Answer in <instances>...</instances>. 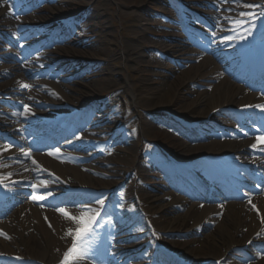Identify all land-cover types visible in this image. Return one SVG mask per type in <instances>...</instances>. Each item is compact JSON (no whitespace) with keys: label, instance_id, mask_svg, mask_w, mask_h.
Masks as SVG:
<instances>
[{"label":"bare ground","instance_id":"6f19581e","mask_svg":"<svg viewBox=\"0 0 264 264\" xmlns=\"http://www.w3.org/2000/svg\"><path fill=\"white\" fill-rule=\"evenodd\" d=\"M68 1L62 0L60 3L64 6ZM99 1L102 2V0ZM73 3L74 5H78L76 2ZM169 4L172 5L171 2ZM215 7L218 12L212 13L211 15L218 20L213 25L214 33L206 39V44L201 46L204 52L193 49L188 41L180 39L177 35H168V38L171 39L170 42L153 40L143 28L146 19H141V15L133 13L130 14L132 15L131 22L134 26H137L138 33H133L125 37L134 43L133 46L130 43L125 44L122 40L115 39L112 35L107 34L105 26L100 23L99 25H94L99 27L98 32L90 31L88 33L93 38L102 36L100 40L103 44L102 48H96L91 51L90 49L92 48L88 41H77L75 40L76 37H73L72 31H66L65 36L67 39H70L67 44L72 45L73 48L64 46L62 50L59 49L63 58H73L74 60L89 62L90 65L83 77V80L87 82L85 85L86 92L70 88V91L78 94V97H73L67 92H64L63 97L66 103L69 100L78 102L79 98L80 100L86 99V101H91L96 98L95 93L100 88L119 94L127 93L126 96L129 102L135 107L137 106L142 116L137 118V122L140 123L139 131L133 130L130 133L121 135L119 142L122 145L129 146L135 144L136 146L137 141L142 138L149 141L148 139L153 135L151 132L158 131L172 135L174 138L170 143H165L164 148L168 147L166 149H168L167 152L170 153V156L182 160V162L185 161V166L167 162L163 154V149L154 147L151 144L140 143L134 150L130 149L127 151V149L120 148L124 153V157H122L121 161L112 160L111 162H107L109 169H106L104 173H121L122 178L134 174L138 179L140 178L142 181H146L148 180L147 176L149 173L157 168V166L160 167L161 172H166V174H162L157 178L154 177L157 182L152 184L158 187V192H164L161 197L152 196L140 189H136L134 193L140 199L141 204L144 206V211L150 217L159 216L158 219L150 220L149 222L150 236L156 234L155 230L161 233L167 231L168 237L171 238L172 244L175 245L178 242L175 237L180 236V234H189L187 236L191 238L186 242L183 241L184 243L179 245V251L181 253L183 252V255L186 257L184 258L185 260L192 258V254H198L193 258L195 259V264H215L218 261H222L221 258L225 256L230 260V257L233 256V251L243 250L241 246L257 232L260 224L264 220L261 208L248 209L243 204L228 205L224 213L219 214L218 210L213 208V206L206 205V207L198 210L196 208L197 205H194L197 203L194 202L182 211V213H179L177 210L181 207L185 208L184 204L187 201L172 192L178 190L173 176L179 172L188 174V169L191 167L192 170L200 172L207 179L208 176L221 178L223 177L221 167H223L224 171H227L226 164L234 160L237 155L242 158H247L253 152H262L260 146L264 147V143H258V139L253 138L245 140L247 144H243L242 146L236 145L237 140H232L231 143L229 142L230 144L222 143L220 138L223 137L216 132L215 122L213 124V121L207 122L205 119L202 120L203 109L200 106L204 105L207 108L209 105L215 104L216 106L214 108L225 107L227 109L226 112L231 109L230 113L234 115L236 108L240 106L247 108L246 112H241L237 115L240 121L247 115H252V117H255L254 121H259L264 124V110L259 111L258 107H255L259 104L264 105V101L259 103L260 101L254 100V95L247 93L242 86L236 85L229 79L216 73V68L213 66L211 59L212 55H222L223 53L219 51V48L228 44L229 49L227 55L231 58L235 67L243 70L242 77H239L238 81L240 83H244L245 80L250 82L254 80L256 82V74L264 70V63L254 62L251 56L245 51V47L248 44H252L253 40L258 36H260V39H263L264 32L259 33L261 30L255 31L250 19L247 22L240 21V23H236L238 20L235 19L230 24L227 21L228 15L223 9L226 7L218 4ZM96 13L99 16V8L96 10ZM2 26L0 22V32L4 31ZM226 37H232V39L226 40ZM232 46L234 47V51L230 50ZM260 52L261 50L258 49L259 54ZM157 53L174 57L179 62H173L170 65L165 64ZM114 58L120 61L108 64L110 60L113 62ZM60 61L57 66L61 67L63 72L68 73V63H64L63 60ZM129 64L134 66L135 73L132 75V78H134L135 82L130 86L128 81L122 78L117 80L119 82L116 83L115 78L118 74L114 68L120 66L123 70L129 71ZM161 70L167 74L160 75L159 72ZM148 72L153 73V79L146 80ZM178 72L179 74H177ZM3 75H5L3 67H0V78ZM11 87L13 86L9 82L0 84V89H9ZM65 88V90H68L67 87ZM3 92L8 93L6 90ZM71 105H74V103H71ZM181 105L183 107H180ZM94 106L95 103H93L91 108H93L98 116L99 124L105 122H109V125L120 124V121L113 120L114 116L120 115L124 119L123 123L130 125V119L128 118L130 111H128L129 108L127 106L123 109L114 106L106 116H103L104 108H94ZM147 111H161L166 113V115L160 118L149 115V119H147ZM208 113L209 111L203 117ZM36 114L39 113L37 112ZM172 115L181 119L197 120L198 125L196 126L200 127L202 141L204 142L192 141L191 139L194 137L193 132L188 130L186 132L180 130V136L169 131V128L176 130L175 128L177 127L175 122L173 123L170 120L171 117L169 116ZM227 115L230 114L228 113ZM76 116H78V113L74 115V117ZM155 116L159 115L155 114ZM134 122L135 120L131 122V126ZM99 124L97 126H100ZM257 129L254 124L253 132H256ZM9 133L12 135L11 132ZM210 135H214L219 139H210ZM82 140L83 142L81 144L85 146L88 143V138L85 137ZM260 140H264V138ZM252 143L256 144V148L252 147ZM224 146H226V149H224ZM70 147L76 146L70 145ZM121 150L119 151L121 152ZM220 158H224L226 161H222ZM57 159L58 155L56 154L51 162L45 163L46 166L52 170L54 176L58 179H61V177L67 178L72 183V186L58 198L44 196L43 200L33 199V195L35 194H32L31 200H37L39 205L32 206L28 213L19 210L9 215L10 226H8V231L5 234L11 237L12 241L10 243L12 247L0 241V255H17L25 259L38 261L42 264H60L64 259L65 252L69 249L68 245L73 243V236L69 235V230L71 229L74 232L79 226L70 216L81 217L82 215H91V213L81 209L86 207L90 200H95L94 198L97 197L95 194L90 193L89 188L92 189L95 186L101 189H107L114 183V181L109 179L100 180L98 178L95 179V177L92 178V176L98 174V169L92 167L90 163H86V165L79 168H76L74 165V168H72L64 163H57ZM95 161L92 160V162ZM119 163L122 164L121 167L124 169L119 168ZM158 163L162 166H159ZM37 174L39 173L37 172ZM7 175H11V173H7ZM12 177L13 175L3 179L4 187L14 185L15 181L10 180ZM208 180L213 181L214 179L209 177ZM43 182L45 181L42 178L38 186L35 187V189H40L41 194L50 190V187L48 185L45 187V183ZM56 188L61 187L58 185ZM116 195L118 196V193ZM59 201H62L65 207L63 212L60 213L52 209V207L61 204ZM97 206V204H93L91 208L95 209ZM174 206H176V209L173 208ZM58 209L62 208L58 207ZM64 213H68L69 215L66 216ZM33 221L35 224H33ZM209 224H216V231H214L218 235L216 237L214 236L213 239H210V237L205 238L206 241L204 240V243H200V248L191 249L190 245L197 243L196 236L198 234L196 231L200 229L204 230ZM103 237L106 239L110 237L109 224L106 220L100 218L95 234L91 239L89 254L87 257L80 259L78 263L89 264L101 260L102 256L96 253L94 245L100 242ZM245 250L248 249L246 248ZM119 251L118 249L112 250L111 257L107 261L113 259ZM168 259H171V256H168ZM97 264L103 263L98 262ZM229 264L239 263L229 262ZM259 264H264V260Z\"/></svg>","mask_w":264,"mask_h":264},{"label":"rangeland","instance_id":"374dc122","mask_svg":"<svg viewBox=\"0 0 264 264\" xmlns=\"http://www.w3.org/2000/svg\"><path fill=\"white\" fill-rule=\"evenodd\" d=\"M73 1H75V0H72V2ZM170 1L172 3H175V2H173V0H170ZM179 1L181 2L182 6L185 7V9H183L182 13L187 18L190 17L194 21L189 26L194 28L195 26L198 25L202 29L209 31L211 29L208 28V26L206 25L205 16L203 15V13L205 11H208V10H211V12L214 11V6H213L214 4H217V3L220 5L224 4L227 7H230L231 13H233L240 20H245V18H247L248 14L250 13V10L253 8V7H245V5H252V4H250L252 1L256 2V4H260L264 0H233V1L227 2V3H225L224 0H218V2L210 1L209 3L203 2L201 4V8L197 5L198 0H179ZM203 1H205V0H203ZM89 2L91 3L93 10L91 9V12L87 13L85 19L81 20L79 24H84L83 25L84 28L90 27V29H88L89 31L98 32L99 27H96L94 25L95 24L99 25L100 23H102L106 28L107 34L112 35L115 39L122 40V42H124L125 44L130 43L133 46L134 43H132L131 41L128 40V38H125V37H128L130 34H133V33H138V30L136 29L137 26H134L131 22L132 21V17H131L132 15H130L131 13L141 15V19H144V20L146 19L145 23L143 25V28H144L145 32L147 33V35L150 38H152L153 40L161 41L162 39L164 40L165 38H168V35H177L178 37H187L190 35L194 39L197 38V37H195L192 30H190V28L185 29V32H181V30H180L181 28L178 24H174L173 26L170 25V23H169L170 20H168V17H170V15L172 13H174V11L175 12H178V11L175 10L174 6H170V4L165 3V0H102V2H100L99 0H79V2H77V4H78L77 7L58 8L59 14H60L59 16H61V14L74 15L78 10H80V8H82L83 6L85 7L86 4ZM48 7L46 5H40L39 6V8L42 10H45V9L48 10ZM98 8H99V16L96 13V10H98ZM255 13H256V18L254 19L255 20L254 26H257L256 21H258V18L260 17L259 10H257ZM187 25H188V23H187ZM88 38H92V36H89L88 33L87 34L84 33L82 36H77V39H75V40H77V41L78 40L79 41L87 40L91 45V48H92V49H90L91 51L93 49L103 47V44L100 41L102 36H98L97 38L90 39V40H88ZM168 39H166V40H168ZM69 47H72V45H69ZM74 48L79 49L77 47H74ZM134 48H135V46H134ZM195 49L199 50V48H195ZM149 53H154V52H149ZM54 55H55V57H59V58L61 57L60 53L59 54L55 53ZM116 58L113 59V62L110 60L108 64H112L115 61H120L119 59H116ZM161 58L164 60V63L168 64V65H170L172 61L179 62L178 59H175L174 57H171L168 55H165L164 57L162 56ZM212 61H213V66L216 68V70H215L216 73H218L219 75H222V77H225L227 79L229 78L232 83L236 84V82L238 81L240 73L239 72L237 73V71L233 69L232 65L228 61L218 60V58H216V57H212ZM69 62H71V61H69ZM129 65H130V66H128L129 71L123 70L122 68H120V66H117L118 68H114L118 74V76L115 79L117 81V80L123 78V79L128 81L130 86H132V84L135 82L134 78H132L133 77L132 75H134L135 71H134V66L132 64H129ZM109 66H112V65H109ZM87 67H89V64L86 62L80 63L78 61H74V62H71L69 64V66H68V72H69L68 78H72L70 83L68 84L69 87L77 89V90L82 91V92H86L85 85L87 82L85 80H83V77H84V74L86 72ZM152 74H153L152 72H148V75L146 76V80L153 79ZM159 74L160 75H166L167 73L165 71L161 70V72H159ZM177 74H179V72ZM157 79L160 80V78H158V77H157ZM118 82L119 81H117L116 83H118ZM240 85H241V83H240ZM244 87H246L247 91L249 90L247 85H244ZM106 92H109V90H104V89L100 88V90L97 93H95V96L101 97L103 94H106ZM250 92L256 93V90L254 88H252V89L250 88ZM126 94H123V95L120 94L119 96H117L115 98V100H117V101H119V99L122 100V97H123V100H122L123 104L126 103L129 105V107L131 108V111L133 112V115L135 114V115H138L141 117V112H139L137 107H135L133 104H131L128 101ZM74 96L78 97V94L75 93ZM260 97L263 98L262 94L260 95ZM215 106L216 105L214 104V105H209L207 108H205L204 105H201L200 107H202V109H203L202 118L207 111L211 110ZM180 107H183V106L181 105ZM202 109H200V110L202 111ZM6 110H11V109L7 107ZM200 110H199V112H201ZM146 113H148L149 115L151 114L152 116L153 115L155 116V114L156 115H162L161 111L160 112L147 111ZM86 118L90 119L91 116L90 117L88 116ZM175 119H177V118H175ZM216 119H218L216 122V124L218 126H219L220 121L223 119L230 120L232 122L234 121L233 116H231V118H230L229 116L224 115V114H222L219 118H216ZM186 122H189V121H186ZM221 124H223V122ZM183 126H187V125H183ZM109 127L110 126L105 128V130H104L105 134L104 135H109V132H110ZM232 127H234L235 129L241 130V131H245L244 127L241 125H238L237 123H234V125H232ZM228 128L229 127L224 126L222 130L224 132L226 130L229 131L230 128L229 129ZM196 129H198V128H196ZM229 132L232 133V135H233L230 137H234V136L239 137L238 134H236V132H234L232 130H230ZM151 133H153V135H152V137L149 138V142L154 143L152 141H156V143H155V145L157 144L156 146H158L159 148H163V149L168 151V149H166L168 147L164 148V146H165L164 144L165 143L168 144L172 140H174L172 135H167V134L160 132V131L151 132ZM113 135L114 134H111V137H113ZM228 137L229 136H224L225 143H229L230 138H228ZM140 141L141 142L142 141L147 142L144 139H141ZM137 145L138 144H136V146ZM136 146H135V144H133L131 146V149L132 150L136 149ZM224 147H225L224 149H226V146H224ZM122 157H124L123 154H117L116 156H114L115 160H118V161H121ZM120 165L122 166V164H120ZM121 168H123V167H121ZM157 175H159L158 172L149 173V176H147L148 180L142 181L141 184L137 183V187H140L141 190L145 191L146 193H149L152 196H160L161 197L164 192H158L159 191L158 187L152 185L154 182H156L154 177H156ZM201 179L203 180V177H201ZM191 185H193L195 187L194 184L191 183ZM134 186H135L134 182H130L128 184H125V187H123V190L125 191V198L131 197V191H132V188ZM193 200H195V199H193ZM235 201L238 202L237 199H235ZM238 203H242V202H238ZM191 204H193V202L188 203V204H184L185 208L181 207L178 212L182 213V211H184L188 206H191ZM217 205H219V204H217ZM158 217L156 219H158ZM215 227H216V224H214L213 226H209V227L205 228L204 230L200 231L198 233V235L196 236L197 243H193L192 245H190V248L191 249H198V248H200V246H199L200 243H204L206 241L205 238L210 237V239H213L214 236L216 237V235H218V234L215 232L216 231ZM165 234H167V233H165ZM186 237L188 239L191 238L189 236H186ZM176 239L178 242L175 245L172 244V241H168V240L162 241L161 244L165 247L166 251L170 250L171 248H176L177 250H179V245L188 241V240H184L185 238L184 239L176 238ZM182 255H183V252H182ZM197 255L198 254H194V255L192 254V256H191L192 258H190L188 260H191V259L195 260L193 258H195ZM235 256H236V254H235ZM236 262L239 263L238 261H236Z\"/></svg>","mask_w":264,"mask_h":264},{"label":"snow or ice","instance_id":"6c2138e0","mask_svg":"<svg viewBox=\"0 0 264 264\" xmlns=\"http://www.w3.org/2000/svg\"><path fill=\"white\" fill-rule=\"evenodd\" d=\"M245 7H256L254 5H245ZM236 23H240V21H236ZM226 40H231L232 37H226ZM23 87L27 88L29 85H22ZM255 107H258L262 110H264V105H256ZM27 110V108H26ZM258 143H264V140H260L258 138ZM253 148H256V144L252 145ZM57 151H59L57 149ZM55 153H50V155H54ZM26 156L30 155L29 153H25ZM35 164L36 162L33 161ZM45 187H46V182ZM35 187V186H33ZM48 195H51L49 192ZM33 199H40L43 200L44 196L37 197L36 195H33ZM98 204L101 205V209H103L104 201L98 200ZM58 211L63 212V209H58ZM88 212L91 213V215L88 216H81V217H71L72 220H74L79 226L73 230H69V235L73 236V243L72 246L68 249L67 252L64 254V259L62 260L61 264H78V261L80 259H83L88 256L89 250H90V244L91 239L93 235L95 234L96 227L98 226V220L101 218V210H94V209H88ZM66 216L69 215L68 213H64Z\"/></svg>","mask_w":264,"mask_h":264}]
</instances>
